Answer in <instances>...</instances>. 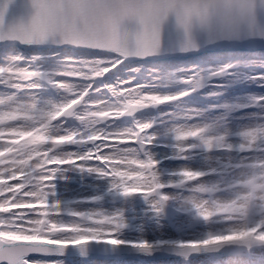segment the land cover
Segmentation results:
<instances>
[{
  "label": "snow or ice",
  "instance_id": "1",
  "mask_svg": "<svg viewBox=\"0 0 264 264\" xmlns=\"http://www.w3.org/2000/svg\"><path fill=\"white\" fill-rule=\"evenodd\" d=\"M31 3L35 14L27 23L5 26L8 6L0 9V264H61L51 257L70 249L86 252L93 244L152 251L155 243L148 239L122 238L123 213L72 212L53 201V181L70 168L111 178L124 196L142 194L158 216L175 200L192 221L204 225L174 242L186 258L203 253L212 264H264V120L233 143L226 130L220 131L223 119L191 123L200 113L185 112V122L171 128L174 151L161 155L153 150L157 136L148 131L150 122L127 127L116 122L177 100L202 87L204 78H186L192 87L179 95L145 94L125 81L104 82L125 60L160 51L170 16L185 34V50L198 47L194 28L213 40L264 42V0ZM18 44H61L63 56L46 66L39 48L26 55ZM48 86L59 91V99L44 96ZM104 89L107 94L97 98ZM258 99L264 103V97ZM71 118L80 126L68 127ZM200 153L205 167L164 166V160H195ZM169 188L179 191H165ZM66 214L73 217L72 227L66 226ZM84 235L94 238L62 243Z\"/></svg>",
  "mask_w": 264,
  "mask_h": 264
},
{
  "label": "rangeland",
  "instance_id": "2",
  "mask_svg": "<svg viewBox=\"0 0 264 264\" xmlns=\"http://www.w3.org/2000/svg\"><path fill=\"white\" fill-rule=\"evenodd\" d=\"M3 47L0 46V49ZM44 50V49H43ZM21 52H26L27 50H20ZM42 51V50H40ZM30 53V51H27ZM42 53V52H41ZM26 55H30L25 53ZM32 54V53H31ZM245 56L246 59H243ZM220 59H219V58ZM226 58L227 61L229 62H223V60ZM230 59V60H229ZM59 59H54L50 58L47 59L46 66L51 65L54 62L58 61ZM166 62L165 65L171 64L175 67L174 70H167V69H161L156 71V73L163 78H168L170 81L174 84L176 89H181V90H188L192 87L191 83L185 82L186 78L192 77L194 75H199L202 76L203 79V86L200 87L199 89L195 91L189 92L186 96L192 97L194 94H198L199 96L196 98L198 101H193L191 98L190 99H184L182 100V106L186 107L187 109H194L193 111L199 112L200 115L191 121V123H204V122H214L217 120L223 119V127L220 129V131H228V130H235V129H240V124L239 122H242L243 117L245 116H250L251 118L254 117L256 120H264V103H259V108H253L247 113H238V112H232V111H237V106L236 104L238 102H247L248 104H252V98L250 97H244L238 92L241 90L239 86L242 85V82L245 81L247 78H251V74L254 71H259L260 74H264V51L262 52H256V53H219V52H212V53H207L204 55L192 57L186 60H163V61H158L161 64L162 62ZM2 62V60H0ZM149 61H141V67L139 68H134L130 72H126L123 75H117L120 70L118 69V66H115L112 68L111 73H109L105 78L104 82L112 84V81L115 83L117 81H127L129 78H133L134 80L128 85V86H141V83H139L145 75L147 74V69L145 68V64L148 63ZM254 62V63H252ZM261 62V63H260ZM261 64V65H259ZM230 66V67H229ZM253 67H256V69H253ZM225 69L222 72V76L214 81L205 79L206 76L211 75L213 72L219 70V69ZM113 73L115 74L113 76ZM138 81V82H136ZM264 83V78L263 81ZM95 86V85H94ZM264 89V87H263ZM45 91L47 92V95L51 97L52 99H59L60 97H55L54 95L59 96L60 93L57 89H55L52 86H48ZM106 93L103 95L105 96L107 94V89H105ZM140 91L144 93V91L140 87ZM206 92H209L208 94ZM201 93V95H200ZM263 95L261 97H264V91H262ZM54 94V95H53ZM97 97V95H96ZM243 97V98H242ZM160 105H154L151 106L149 109H146L144 111L138 112L135 116L142 114H146L144 117L136 119L135 116L123 119L120 118L116 123L119 126H125L128 125L132 122H137V121H143L147 122L149 118H156V113L160 109ZM226 106L229 107L228 110L222 111L218 110V107ZM170 117H165L163 121H168ZM182 118H172V121H180L184 123L185 121H181ZM75 122H78V125L75 124ZM259 123V122H258ZM68 127H78L80 126V122L75 120V118H71L70 123L67 125ZM165 127H151L148 131L151 133H155L158 131H161L162 129H165ZM250 127V126H245V128ZM241 138L231 140L233 143H239ZM165 145L168 146H173L175 141L172 140H165ZM164 143L163 141H157L155 142L154 146H158ZM155 152H158L159 150L156 149L154 150ZM169 151L168 148L164 149V153ZM197 152L199 153L200 150L198 149ZM203 153H200L195 160H188L187 162H181L180 165L182 164H192L194 167H205L206 165L204 164V161L202 159ZM166 168H174L175 166L171 165L170 163H165L164 165ZM63 173V172H61ZM60 173V174H61ZM66 177H69L72 179L73 182L79 185H89L90 183L88 182V179L90 178V173L87 171H81L76 168H70L69 170L65 171L63 174ZM57 179V178H56ZM55 179V181H56ZM84 185V186H85ZM106 187V186H105ZM167 192L170 193H176L174 190H166ZM55 190L52 191V196ZM80 190L76 192L75 194H79ZM115 195L110 196L108 201L99 203L102 208L104 209L105 212H109L110 208L116 205H123L127 204L129 207L132 209L128 214L125 215V218L128 217L130 221H137L140 224H143V226H151L149 223L154 225V228L156 227L157 221H162V225L169 231L167 235H165L164 232L155 230L152 228L154 231L146 234L143 232H135V233H125L122 232V238L127 239V240H140V239H148L152 242L156 240H165V242H175L179 239L182 238H187L189 235L196 234L200 231H203V229L197 227V223H193L191 225L185 224L186 221L191 219L190 217H185L183 216L172 204L171 205L175 209V215L173 217H166L163 214L157 215L155 214L151 207L148 210L146 207H144L145 204H150L149 199L145 198L142 194H135L132 196H124L121 194L120 190L115 191ZM74 195V194H73ZM54 199V197H52ZM175 201V200H174ZM172 202V201H170ZM99 205V206H100ZM98 206V207H99ZM151 213L149 214V212ZM141 221H144L142 223ZM67 222L69 224L73 223V220H68ZM176 225H180V228L182 229L180 232H175L172 228L175 227ZM179 228V229H180ZM144 230V228H143ZM169 235V236H168ZM168 236V237H167ZM167 237V238H166ZM93 236H83L81 240H76V241H62V242H81V241H87L93 239ZM110 239L115 240L116 237H109ZM143 257H148L147 259ZM200 260L196 261V264H212V261L206 256L202 255L199 257H194L193 259H198ZM256 258H259V253H257ZM51 259H58L61 261V264H98V263H103V264H110L112 262H108L109 259L101 260V259H94L92 256H85L84 258L77 257L75 255L73 256H68L64 255L62 257H51ZM140 259V260H139ZM152 259L150 256L146 255H140L138 260H132L137 262L138 264H147L142 262V260H148ZM111 260V259H110ZM165 259H156L153 262H150L148 264H155L156 261H163ZM170 260H178V262H164V264H191L190 262H185L181 261V259H170ZM192 260V259H191ZM92 261H101V262H92Z\"/></svg>",
  "mask_w": 264,
  "mask_h": 264
},
{
  "label": "bare ground",
  "instance_id": "3",
  "mask_svg": "<svg viewBox=\"0 0 264 264\" xmlns=\"http://www.w3.org/2000/svg\"><path fill=\"white\" fill-rule=\"evenodd\" d=\"M63 49L64 48H46L44 50H42L41 54H43L44 56L47 57V59L50 58H54V59H59L61 56H63ZM27 54L31 55V51L30 53H28L27 51L25 52ZM53 53H56L58 55H53ZM33 54V53H32ZM219 58V57H218ZM220 59V58H219ZM243 59H246L245 56L243 57ZM230 60V59H229ZM226 58L223 60V62H226ZM229 62V61H227ZM159 63V62H157ZM157 63H151L148 62L145 64V68L147 69V74L145 75V77L143 78V80H141L139 83H141V89L144 91L145 94L147 93H155V94H160V95H179L181 93H184L187 90H181V89H176L174 84L170 81V79L168 78H163L160 77L156 71L161 70V69H167L169 71L174 70L175 67L173 65H171L173 62H171V64H167L165 65V61L162 62L161 64H157ZM254 63V62H252ZM261 63V62H260ZM261 65V64H259ZM141 67V63H135V64H131L129 62H127L126 60L123 62V65H118V69L120 70V72L117 73V75H123L124 73H126L127 71L130 72L131 70H133L134 68H139ZM253 69H256V67H253ZM134 79L133 78H129L127 79V84L126 86H128ZM263 78L261 77V74L259 73V71H254L251 74V78H247L245 81L242 82V85L239 86L240 87V91L238 92V94L244 96V97H250L252 98L253 103L252 104H248L247 102H238L236 104L237 106V111H232V112H238V113H247L250 110H252L253 108H259V99L258 97H261V95H263L262 91H264L263 87H264V83L262 82ZM138 82V81H136ZM115 82L112 81V84H114ZM94 87L99 88L100 85L97 84ZM104 93H106L105 89L103 91H101L100 93H97V98H103L104 97ZM207 94L209 92H206ZM44 96L46 98L52 99L51 97H49L47 95V92L44 90ZM54 95V94H53ZM201 95V93H200ZM55 97H60L57 95H54ZM199 95L198 94H194L192 97H188L186 95H180L179 99L171 101V102H167V103H163L160 106V109L158 110V112L156 113V118H149V120L147 122H150L152 124V128L153 127H165V129H162L161 131L155 132L153 134H155L157 136V141H163L164 143H162L161 145L158 144V146H154L153 145V150L158 149L159 151L157 153H160L161 155H168L169 153L174 151V147L173 146H166L165 145V140H172L174 141V136L171 134V128L173 126H175L176 124H180L182 122L180 121H172V118H180L181 114L188 112V111H193L194 109H187L186 107L180 105L182 104V100L184 99H192L193 101H198V99H196ZM243 98V97H242ZM229 107L226 106H222V107H218V110H228ZM146 114H140L135 116L136 119L142 118L144 117ZM165 117H170V119L168 121H163V119ZM181 121H184L183 119ZM260 118L259 121L256 120V118L254 117H250V116H245L242 119V122H239L238 124H240V129H235V130H228V134H229V139L230 140H235L238 138H241V133L243 131H245L247 128H245V126H254L256 125L258 122H260ZM135 122H132L128 125L125 126H121V127H127V126H132L133 124H135ZM76 125H78V122H75ZM168 148L169 151H167L166 153L162 152L164 151V149ZM198 150V149H197ZM196 150V151H197ZM203 159V157H202ZM188 160H164V165L165 163H170L171 165L177 167L181 164V162H187ZM174 167V168H175ZM172 169V168H171ZM64 173V172H63ZM59 174L57 176L56 181H53V188L52 191L55 190V192L53 193L54 202H59L61 209H67L70 210L72 212H84V213H88V212H92L95 210H104L101 209L102 206L99 203L102 202H106L108 201V199L110 198V196L115 195V191H117L118 189L113 188V181L111 178L109 177H105L96 173H90V178L88 179V182L90 183L89 185H79L76 184L75 182L72 181L71 178L66 177L64 175L65 174ZM106 186V187H105ZM80 190L79 194H75L76 192H78ZM166 190H174L176 192H178L179 190L177 189H166ZM74 194V195H73ZM169 204H172L174 206V208H176V210H178V212H180L183 216L185 217H189L188 214L182 212L176 201H172L169 202ZM100 205V206H99ZM99 206V207H98ZM144 207H146L148 210L150 209L151 205L150 204H145ZM132 211V209L129 207V205L127 204H123V205H116L110 208L108 213H116V212H121L125 215H129L128 213ZM151 213V211L149 212V214ZM68 220H73V217L70 215H65L64 220L66 221V226L67 227H72L73 223L69 224L67 222ZM127 220V227L122 231L125 233H135V232H143L146 234H149L151 232H153L154 230L152 228H154V225H152L151 223H149L151 226H143V224H140L137 221H130L128 217H126ZM142 223L145 224L144 221H141ZM158 223H156V227L159 231H162L165 233V235H167L169 233V231L167 229H165V227L162 225V221H157ZM193 223H196L195 221H192L191 219H189L188 221L185 222V224L191 225ZM197 227L201 228L204 230V225L200 222L197 223ZM144 228V230H143ZM154 228V229H155ZM180 225H176L175 227H173L172 229L175 232H180L182 229L180 228ZM155 229V230H157ZM93 232L98 231L97 229H92ZM86 236V235H84ZM89 236V235H87ZM169 236V235H168ZM167 236V237H168ZM166 237V238H167ZM160 241H165V240H156L154 242H160ZM31 258V257H30ZM145 259H147L148 257H143ZM254 259H259L254 257ZM154 258L152 259H148V260H142V262L144 263H150L153 262ZM200 260V258L198 259H192L190 261L191 264H196V261ZM178 262V260H170V259H165L163 261H156L155 264H164V262ZM182 260H180L179 262H181ZM185 262H188L187 260H184ZM92 262H101V261H92ZM108 262H112L110 264H138L135 261L132 260H125V259H111ZM98 264H103V263H98Z\"/></svg>",
  "mask_w": 264,
  "mask_h": 264
},
{
  "label": "water",
  "instance_id": "4",
  "mask_svg": "<svg viewBox=\"0 0 264 264\" xmlns=\"http://www.w3.org/2000/svg\"><path fill=\"white\" fill-rule=\"evenodd\" d=\"M7 5V11L5 13V26L23 21L25 23L29 22L32 15L35 14V9L32 6L31 0H0V9H3ZM164 36L165 43L163 48L153 54L146 57H132L127 59L130 63H137L143 60L149 61H159V60H171V59H187L193 56L202 55L210 52H245V53H256L257 51H264V42H254L249 43L247 40H213L210 39V34L199 29L194 28L192 31V38L195 40L198 47L190 48L185 50L183 43L185 41V34L180 29L175 22V18L170 16L168 20L165 21L164 26ZM250 39H255L259 41V37H254ZM4 47L3 43H0ZM20 50L28 46V49L39 48L40 50L46 48H64L61 44H45V45H17ZM221 76V73L217 75H211L206 77V79L215 80ZM148 108V107H146ZM139 109L138 111L144 110ZM135 112V113H136ZM133 113V114H135ZM133 114H128L124 118L129 117ZM166 217H173L175 211L171 206H167L165 210ZM62 243H82V242H62ZM155 246L151 252H145L140 249H135L129 246H121L120 248H112L105 244H93L91 249L86 252H81L79 250L70 249L65 255L73 256L77 255L80 257L92 256L94 259H125V260H138L140 255H148L156 259H177L181 258L183 260H191L194 257H199L205 255L203 253L198 255H193L191 258H186L181 255L180 250L176 247L174 242L159 243L154 242ZM131 258V259H127Z\"/></svg>",
  "mask_w": 264,
  "mask_h": 264
}]
</instances>
